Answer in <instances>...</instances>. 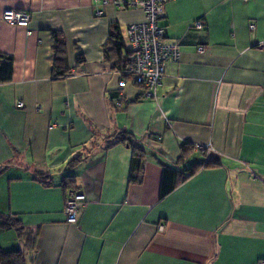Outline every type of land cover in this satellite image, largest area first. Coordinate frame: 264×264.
<instances>
[{
  "label": "crops",
  "instance_id": "crops-1",
  "mask_svg": "<svg viewBox=\"0 0 264 264\" xmlns=\"http://www.w3.org/2000/svg\"><path fill=\"white\" fill-rule=\"evenodd\" d=\"M104 1L0 0V53L13 58L0 84V214L35 234L5 232L0 248L20 249L25 264H264V0L166 3L159 24L179 60L164 64L156 99L136 103L140 89H118L103 46L116 26L128 47L125 30L144 13ZM7 9L29 14L28 28L4 23ZM52 32L65 41L60 80ZM120 131L145 150L140 183L128 182L138 175L129 147L105 149ZM183 145L209 146L218 165L160 200L159 163L182 171L199 158L193 149L180 165ZM65 176L85 197L75 224L63 212Z\"/></svg>",
  "mask_w": 264,
  "mask_h": 264
},
{
  "label": "trees",
  "instance_id": "trees-1",
  "mask_svg": "<svg viewBox=\"0 0 264 264\" xmlns=\"http://www.w3.org/2000/svg\"><path fill=\"white\" fill-rule=\"evenodd\" d=\"M52 37L54 40L53 44V66H52V80H60L68 75L67 67V54L65 41L60 33L52 32ZM103 53L105 59L111 62L112 66L116 71H121L124 69L126 63L129 61L131 52L125 45L123 38L120 34L118 27L112 26L109 37L103 46ZM85 63V60L80 52L75 55V65L81 66ZM13 76V58L10 55L0 53V84L10 83ZM118 97V96H116ZM139 99H143L141 94L133 101L138 102ZM129 101L125 97V104L123 108ZM115 106V104H114ZM116 108V107H115ZM116 144H123L129 147L132 151L131 169L137 171V177H130L128 182L130 184L140 183L143 174V161L145 158V150L140 146L132 134L126 131H120L115 135L113 139L106 142L105 149H109L111 146ZM193 149L199 154V158L191 161L187 169L182 171L178 169L166 166L163 163H159L161 167V183L159 190V198L162 200L170 192H172L180 183L185 182L189 178L193 177L198 171L202 169H208L216 167L218 164L210 159V155L204 150H197L189 145H183L180 148L181 156L178 163L181 165L187 164V162L192 158ZM73 161L67 166L71 167ZM179 166V165H178ZM35 181L48 186L52 183V177L45 173L37 174L34 178ZM61 187L66 191L65 201L68 195L73 193H80L75 187V180L72 176H65L61 180ZM16 231L19 236L25 234L27 242L35 240V234L32 237V232H25L22 222L20 219L13 214L1 215L0 214V234ZM0 264H25L24 253L20 249H13L10 251H5L0 248Z\"/></svg>",
  "mask_w": 264,
  "mask_h": 264
},
{
  "label": "built area",
  "instance_id": "built-area-1",
  "mask_svg": "<svg viewBox=\"0 0 264 264\" xmlns=\"http://www.w3.org/2000/svg\"><path fill=\"white\" fill-rule=\"evenodd\" d=\"M171 0H105V7L116 9H139L144 13V22L131 25L126 28L125 36L128 49L131 52L129 61L123 70L118 71L120 78L118 89L123 90L128 85L140 89V94L145 100H155L157 90L164 78V64L167 62L176 63L179 60L178 45L166 41V29L159 24L163 14V6ZM248 3L252 0H241ZM102 13L97 12V16ZM1 20L10 27L27 29L30 23L29 14L21 11L7 9L1 15ZM195 28L200 30L202 24L197 22ZM250 29H253L251 26ZM29 35L30 32H27ZM202 53V48H198ZM116 109H123L125 97L119 93L115 98ZM21 107L22 105L19 104ZM160 141V139H157ZM196 149L205 150L211 154L209 146H197ZM85 203V197L81 193L71 192L64 203V215L68 224H75L79 208ZM159 231L163 230L160 226ZM263 264V263H261Z\"/></svg>",
  "mask_w": 264,
  "mask_h": 264
},
{
  "label": "rangeland",
  "instance_id": "rangeland-1",
  "mask_svg": "<svg viewBox=\"0 0 264 264\" xmlns=\"http://www.w3.org/2000/svg\"><path fill=\"white\" fill-rule=\"evenodd\" d=\"M2 234H4V233H2ZM0 236H2V237H3V236H5V235H1V234H0ZM6 236H7V235H6Z\"/></svg>",
  "mask_w": 264,
  "mask_h": 264
}]
</instances>
